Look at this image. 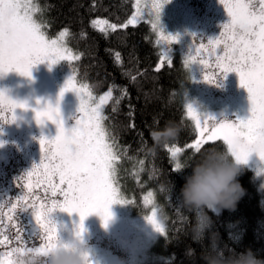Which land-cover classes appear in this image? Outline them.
<instances>
[{
  "label": "trees",
  "instance_id": "1",
  "mask_svg": "<svg viewBox=\"0 0 264 264\" xmlns=\"http://www.w3.org/2000/svg\"><path fill=\"white\" fill-rule=\"evenodd\" d=\"M41 9L36 15L51 38L67 30L65 44L76 59L71 62L78 83L95 94L111 92L104 110V126L114 138L120 159L116 162L117 183L131 211L149 215L158 207L164 215L165 231L142 264H204L202 256L213 233L227 254L251 249L264 259V184L255 172L242 167L238 180L245 194L234 209H206L212 227L202 243L191 237L193 214L180 206V193L190 165L210 147L226 149L223 140L207 141L197 151L190 145L197 130L187 114L182 89L190 71L175 52L161 59L160 45L147 21L124 27L134 11V0H34ZM103 18L117 25L100 31L93 20ZM169 122L181 128L177 140L158 146L153 129ZM182 147L178 160L188 167L175 168L170 147ZM151 196L149 197V194ZM145 197L153 200L146 203ZM154 206V207H153ZM188 249H194L191 257ZM1 261V259H0Z\"/></svg>",
  "mask_w": 264,
  "mask_h": 264
},
{
  "label": "snow or ice",
  "instance_id": "2",
  "mask_svg": "<svg viewBox=\"0 0 264 264\" xmlns=\"http://www.w3.org/2000/svg\"><path fill=\"white\" fill-rule=\"evenodd\" d=\"M139 4V0H137ZM231 16V22L224 27L229 35L223 57L217 56V67L227 73L237 72L241 86L250 93L251 118L237 123H213L209 127H202L207 120H196V126L200 129V136L205 139L197 141L196 150L200 145L213 140H223L230 146L236 158L247 163L251 153H258L264 159V0H222ZM159 10L160 5H156ZM38 4L34 0H0V74L16 71L19 74L31 77L34 65L43 63L46 59L52 63L57 58L64 59L70 52L63 47V41L68 36L67 30L61 32L56 39L49 37L45 31L46 25L37 17L40 12ZM140 15H137L123 25L135 24ZM159 19V13H157ZM95 27L105 31V25L115 30L116 24L107 21H94ZM156 25H154L155 27ZM177 39L178 37H171ZM201 49L204 45L200 46ZM218 84V82L216 83ZM68 91H75L70 77L60 92V97ZM111 98V92L99 98L95 107H89L80 103L79 111L83 118L76 121V126L66 129L61 117L59 107L49 104L47 107L35 110L38 123L52 121L57 125L58 135L46 149L45 138L41 139L42 152L46 151L45 159L48 163L43 165V179L37 183L46 185L45 196L34 195L32 198L21 197L20 208L23 211L33 210L36 225L38 226V238L41 241L38 247L44 250L51 247L58 238V226L52 220V213L59 209L69 214L78 213L80 225L77 235L85 231L84 220L96 214L101 217L107 226L112 219L111 206L115 203H126L117 188L116 162L120 155L116 150L114 138L110 137L104 126L105 116L102 106ZM27 108L26 104L7 98L0 92V118L7 109L12 112V121L16 119V108ZM189 113H193V106L188 105ZM208 119H212L208 117ZM179 152H172L175 157ZM175 168L180 164L176 162ZM58 178V179H54ZM36 186L29 184V191ZM50 193V195H48ZM151 193L149 194V197ZM57 197H63L62 200ZM149 197H145L146 203H152ZM44 201H50L46 205ZM157 211L153 210L146 217L157 232L165 231L164 224L158 220ZM9 220L12 216L8 217ZM0 235H3L0 232ZM36 235V233H34ZM15 240L21 245H27L24 232L17 229ZM5 241L11 243L7 235H3L0 244ZM13 248L7 255L12 256ZM6 264H13L8 260Z\"/></svg>",
  "mask_w": 264,
  "mask_h": 264
},
{
  "label": "rangeland",
  "instance_id": "3",
  "mask_svg": "<svg viewBox=\"0 0 264 264\" xmlns=\"http://www.w3.org/2000/svg\"><path fill=\"white\" fill-rule=\"evenodd\" d=\"M157 4L160 5L159 10L156 7ZM138 8L140 15L137 22L129 25H137L144 21L150 24L161 49L158 66L163 65L164 59L169 61L175 52H178L188 65L190 79L187 86L186 84L183 86L182 93L187 114L197 130V137L190 145L196 148L197 141L205 139L207 136V133H205V137L200 136V129L196 126L197 119L202 122L207 120V124L202 123L201 126L209 127L213 123L238 124L242 120L246 121L251 118V101H247L242 96L240 90L234 85L230 73H227L224 78L223 70L217 67L216 57L224 56L225 45L228 42L220 31L222 14L227 9L221 0L219 2L218 0H139V4L137 0H134V11L123 25L127 24L132 16L137 15ZM157 13H159V19H157ZM94 21L107 20L97 18ZM154 25L156 26L154 27ZM104 27L110 29L107 25ZM58 36L52 39H56ZM173 36L178 37V41L171 39ZM201 45H204L203 49H201ZM63 47L70 52V56L65 54L66 58H57L56 63L46 59L43 63L34 65L31 77L23 76L16 71L0 74V92L18 104L27 105L26 109L16 108L14 122L11 119L12 112L7 109L3 111L7 123L0 135V163H5L12 157V154L3 148L5 143L3 140L22 128L46 130L53 135L55 140L58 135L57 125L51 121H45L43 124L38 123L35 110L43 109L49 104L54 108L58 106L65 122V128L71 129L76 126L77 119L83 118V114L79 111L81 102L89 107H95L99 103V98L109 93L105 91L95 94L88 86L78 83L71 66V62L76 59L77 54L66 46L65 39ZM70 77L75 91H68L61 98L60 92ZM217 82L218 84H216ZM109 100L102 106L103 115ZM189 104L193 106L192 114L189 113ZM208 117L212 119H208ZM176 149H179V152L173 157L172 152ZM181 149L180 146L170 147L174 164L178 161ZM262 162L264 160L259 154L253 152L247 163H243L241 167L252 169L264 184V174L258 171V165ZM4 171H1L0 166V232L4 226L14 223L13 228L7 233L8 238L15 239L16 231L20 229L24 234L31 236L29 237L30 241L37 243L34 246H39L41 241L38 238V226L33 210L23 211L20 208L22 196L32 198L35 194L32 191L30 193L29 189L15 191L12 183H15L16 180L11 178L10 170ZM30 171L34 184L43 179L44 169L41 162L32 165ZM21 180L18 179L19 183ZM33 183L30 181V184ZM113 187L118 189L120 198L126 201L119 186L114 183ZM44 203L48 205L50 201H44ZM153 203L152 200L151 204ZM153 210L157 211L158 220L165 226L162 211L158 207H154ZM111 211L112 219L107 226L96 214L88 216L83 222L85 231L82 235L94 249L95 258L101 261V264H142L149 260L153 256L149 253V249L154 241L164 234V232H157L146 219L152 212L144 216L135 215L127 202L113 204ZM9 216H12L11 220L8 219ZM52 216L63 224L73 225L74 230L71 234L79 230L80 217L78 213L69 214L55 210ZM71 234L58 235L68 239ZM17 246L19 247L21 244H17ZM13 248L17 247L0 244V264H6L8 260L14 261L13 255L11 257L7 255ZM89 264H95V260L89 261Z\"/></svg>",
  "mask_w": 264,
  "mask_h": 264
},
{
  "label": "clouds",
  "instance_id": "4",
  "mask_svg": "<svg viewBox=\"0 0 264 264\" xmlns=\"http://www.w3.org/2000/svg\"><path fill=\"white\" fill-rule=\"evenodd\" d=\"M180 130L178 124L169 122L163 129H153L150 134L154 144L162 146L177 140ZM226 145V149L210 147L201 152L190 165L191 174L185 177L181 189L180 206L193 214L191 237L196 243H202L212 227V220L206 209H234L245 194L238 180L243 162ZM177 162L180 164V171L188 167L182 160ZM258 171L264 174V162L258 165ZM77 232L68 239L58 235L53 245L44 250L21 245L13 251V264H89L93 260L95 264H101L95 258L94 249ZM194 253V249H188L190 257ZM202 260L204 264H264V259L259 258L251 249L227 254L220 247L219 236L215 233L211 236Z\"/></svg>",
  "mask_w": 264,
  "mask_h": 264
},
{
  "label": "flooded vegetation",
  "instance_id": "5",
  "mask_svg": "<svg viewBox=\"0 0 264 264\" xmlns=\"http://www.w3.org/2000/svg\"><path fill=\"white\" fill-rule=\"evenodd\" d=\"M219 2V0H218ZM222 2V0H221ZM223 4V3H222ZM224 5V4H223ZM225 6V5H224ZM221 26L220 31L222 32L223 36L229 41V35L224 27L225 24H228L231 22V16L228 14L227 9L223 11L222 19H221ZM232 81H234V85H236V88H238L242 94V96L247 100H250V93L248 90L241 86L240 84V78L239 74L237 72H230ZM6 117L3 113V118H0V135L6 125ZM45 138L46 140V149L47 147L52 144L54 141L53 135L46 130L41 131L38 128H22L15 132L14 134L10 135L7 139L5 138L3 141H5L3 148L12 154V157L9 161L5 163H0L1 171L5 172L4 170H10L11 171V178L16 180L15 183H12V187L15 191L19 190H27L29 189L28 185L30 184V181L33 183V176L32 172L30 171V168L32 165L39 164L41 162L42 165L45 163H48V161L45 159L46 151L42 152L41 147V139ZM13 151V152H12ZM22 179L19 183L18 179ZM31 191L34 192L35 195H44V188L46 187L43 183H36ZM58 199L62 200L63 197H58ZM59 210V209H57ZM53 221L58 226V234L61 236H67L68 234L73 233L74 227L73 225L69 224H63L60 222L57 218L51 217ZM14 223H10L7 226H4L3 230L1 231L3 235H7L9 230L13 228ZM3 235H0V239H3ZM8 236V235H7ZM31 236H28L27 234H24V238L27 241V246L31 247L36 245V242L30 241ZM11 243L8 241H5V245L7 246H17V244H21L19 241L10 238Z\"/></svg>",
  "mask_w": 264,
  "mask_h": 264
}]
</instances>
